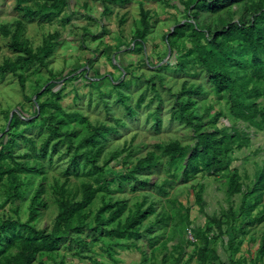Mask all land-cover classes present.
Listing matches in <instances>:
<instances>
[{
  "label": "rangeland",
  "instance_id": "rangeland-1",
  "mask_svg": "<svg viewBox=\"0 0 264 264\" xmlns=\"http://www.w3.org/2000/svg\"><path fill=\"white\" fill-rule=\"evenodd\" d=\"M36 1L27 4L35 8ZM174 3L175 0H67L59 12L28 16L14 10L16 0H0V63L11 60L24 80L21 88L16 75L0 71V167L18 162L31 169L18 171L20 179L28 178L21 187L25 189L22 196L2 205L8 187L7 175H3L0 219L27 220L32 197L38 190L40 204H36L35 216L29 222L49 232L59 212L60 197L79 201L82 182L96 188L90 203L82 207L86 217L80 229H72L77 224L74 214L68 218L72 225L64 226L59 245L49 251L37 250L26 264H264V254L257 257L264 220L243 223V218L264 208V186L261 200L249 214L238 212L242 192L252 186L256 170L264 167V126L257 128L232 115L226 94L215 92L199 64L191 63L178 71L176 64L188 53L192 38L184 29L177 34L174 46L166 41L176 24L187 21ZM257 4L258 0H249L245 10L239 3L218 13L200 12L197 20L204 29L213 31L224 21L236 22L242 14L249 20ZM140 7L148 12V29L141 38ZM17 20L24 24L23 37L33 48L45 39L50 41L52 51L45 64L23 62L20 54L9 48ZM239 56L249 61V52L243 50ZM69 69L73 72L68 73ZM245 70L251 73L252 68ZM189 84L200 85L205 91L196 95L204 129L224 127L247 139L241 148L232 149L231 165L238 171L241 192L226 193V170L218 174L203 170L184 180L181 162L169 165L168 156L156 147L172 140L193 144V129L171 117L176 95ZM45 87L48 89L36 101V93ZM56 94L58 106L37 112L38 102L55 99ZM256 101L264 108V91ZM124 103L133 113L126 111ZM12 116L16 118L13 121ZM94 126L103 131L94 148L100 147L96 162L104 163L105 184L96 183L100 174L91 169L89 161L85 164L84 151L91 145L82 139ZM24 137H30L33 143ZM45 140L47 150L42 154L40 146ZM149 151L160 155L161 163L128 177V168ZM114 154L117 155L113 157ZM73 156L78 162L75 171L71 170ZM165 179L169 182L163 192L156 184ZM250 201L253 204L256 197ZM105 202L111 206L99 213L102 220L106 221L113 209L120 210L112 220L97 225L98 208ZM141 202V211L149 205L153 211L139 224L137 237L112 238L103 231L123 222ZM240 226L247 232L239 233ZM228 228L237 231L232 247L227 243ZM27 236L30 234L19 231L20 239L11 248L10 258L24 248ZM203 236L214 254L200 263L196 252L203 245ZM40 237L41 234L33 235L30 239ZM235 246L237 250L233 252Z\"/></svg>",
  "mask_w": 264,
  "mask_h": 264
},
{
  "label": "trees",
  "instance_id": "trees-1",
  "mask_svg": "<svg viewBox=\"0 0 264 264\" xmlns=\"http://www.w3.org/2000/svg\"><path fill=\"white\" fill-rule=\"evenodd\" d=\"M30 0H16L14 6L15 11L23 12L28 16H36L45 11L59 12L65 5L67 0H51L50 3L38 0L33 5L27 4ZM125 1V0H123ZM173 5L184 13L187 19L185 23L176 24L172 31L168 33L166 41L171 46L175 45L177 34L184 29L189 30V36L192 38V46L188 53L183 54L178 60L176 68L178 71H183L186 65L197 63L207 74V81L211 83L213 89L217 94L225 93L229 101V111L232 115L240 120L247 122L257 128L264 126V108L258 105L256 99L264 91V0H258L257 6L252 9L249 20L240 15L236 22L224 21V24L218 29L210 31L204 29L201 23L198 22V15L200 12L218 13L221 10L233 4L243 3L244 9L249 0H175ZM105 2V0H103ZM141 8V7H140ZM107 7L104 8L106 10ZM247 10V9H246ZM143 12L141 15L142 29L138 30L139 38L143 37V33L148 29L147 11L141 8ZM190 19L192 21H190ZM223 20V19H222ZM24 24L20 20L14 23V29L10 34L9 48L20 54L23 62L36 61L45 64V58L48 57L52 51L50 41L46 39L40 45L33 48L28 41L23 37ZM249 52V61L241 58L239 54L243 51ZM190 52H194L190 56ZM251 67V73H248L245 68ZM17 66L11 60L4 59L0 63V71H9L16 75L21 88L24 87L23 76L16 73ZM73 72L72 69L68 73ZM45 87L40 93H36V101L47 90ZM183 90L176 95V105L171 108V117L173 119L181 120L186 126L193 129L194 142L190 144H181L178 140H172L164 144H157L156 147L161 149V153L168 156V164L175 165L181 162L180 174L184 180L188 179L190 174H196L199 171L208 170L212 174L226 170L225 172V191L228 195L241 192V182L239 174L232 161V149L241 148L247 143V139L240 137L236 134H231L224 127H213L211 129L203 128L202 115L198 112L196 107V95L205 93L200 85L189 84L183 86ZM142 97V96H141ZM59 96L56 94L55 99L44 100L38 102L37 112L43 113L46 107L58 106ZM126 111L133 113V109L124 103ZM139 106V101L137 102ZM15 116H12L13 121ZM218 115L212 119L215 122ZM156 123L160 121L159 114H155ZM117 123H120L117 120ZM112 129V128H111ZM50 131L56 129L50 128ZM103 131L99 127L94 126L92 131L83 137L82 141L90 143V147L85 152V164L89 161L90 167L93 171L100 174L96 183H107L104 175V163L97 164V158L100 153V147L94 148L97 137ZM27 142L33 143L30 137H24ZM48 140H45L40 150L45 154L47 150ZM2 152L0 150V159H2ZM117 154H114L116 156ZM108 160H105L107 162ZM71 170L75 171L78 162L73 156L71 158ZM161 163L160 155H156L152 151L146 153L144 157L136 160V162L127 170L128 177L133 178L135 173L148 170ZM31 169L25 164L14 163V165L6 164L5 167H0V181L4 174L7 175L8 187L6 189V197L2 201V205L11 198H18L22 196L25 189L21 188L26 182L27 177L20 179L18 171L29 172ZM166 181V182H165ZM147 180H143L146 184ZM169 180H163L156 187L165 192V184ZM264 186V167L256 170L255 177L250 188H246L242 192L241 201L238 206L239 213L247 216L251 208L261 200V190ZM96 188H93L90 182L81 183V199L73 202L70 199L60 197L58 199L59 212L56 215L54 227L49 232L46 229H37L34 224H31L30 218L35 216L36 204H40L38 197V190L32 197V204L30 205L29 218L24 222L20 221L19 217L15 219L4 218L0 219V264H26L33 259L34 253L41 250H52L56 248L62 240V233L64 226L72 225L68 218L77 215V224L72 226V229L79 230L83 220L86 217L85 213H81L82 207L87 205L92 200ZM251 197H256V201L250 204ZM250 204V206H247ZM143 202L127 214L123 222H118L115 226L110 228H103V231L109 237H137L138 226L148 215L153 211L152 206H147L145 210L141 211L140 207ZM111 204L108 202L103 203L98 208V214L95 221L98 224H105L106 221L112 220L118 209H113L107 217V220H102L99 213L110 208ZM181 216V215H180ZM186 218V215H184ZM232 218V216L230 217ZM264 220V208L258 211L252 217L243 218L245 225L259 223ZM231 227V223H229ZM17 228V229H16ZM19 231H25L30 234L27 236V242L22 248L18 250L14 257L10 258L11 248L17 246L19 238ZM66 231V230H65ZM247 228L240 226L239 233H246ZM196 235L198 231L195 230ZM39 239H30L33 235H39ZM229 238L227 243L230 247L234 245V240L237 236V231L228 228ZM203 245L197 250V259L200 263L207 261L209 254H214L213 249L208 248L207 238L202 237ZM188 242H191L190 240ZM237 250V246L233 248V252ZM264 254V228L260 237V244L257 249L258 259Z\"/></svg>",
  "mask_w": 264,
  "mask_h": 264
}]
</instances>
